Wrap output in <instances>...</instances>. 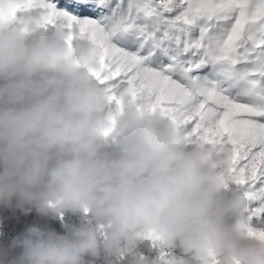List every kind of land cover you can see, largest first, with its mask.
<instances>
[{"label": "clouds", "instance_id": "9594fccd", "mask_svg": "<svg viewBox=\"0 0 264 264\" xmlns=\"http://www.w3.org/2000/svg\"><path fill=\"white\" fill-rule=\"evenodd\" d=\"M22 7L0 0V206L81 223L26 227L0 264H264V221L249 217L230 150L127 89L117 109L91 75L99 50Z\"/></svg>", "mask_w": 264, "mask_h": 264}, {"label": "snow or ice", "instance_id": "6c2138e0", "mask_svg": "<svg viewBox=\"0 0 264 264\" xmlns=\"http://www.w3.org/2000/svg\"><path fill=\"white\" fill-rule=\"evenodd\" d=\"M20 11L99 50L91 75L117 109L127 89L230 150L233 183L253 194L249 217L264 221V0H24Z\"/></svg>", "mask_w": 264, "mask_h": 264}, {"label": "rangeland", "instance_id": "374dc122", "mask_svg": "<svg viewBox=\"0 0 264 264\" xmlns=\"http://www.w3.org/2000/svg\"><path fill=\"white\" fill-rule=\"evenodd\" d=\"M57 3H60L61 6H64L67 3V0H57ZM82 14H86V10H81ZM13 201V205H14ZM81 219L79 214L65 213L63 217V226L60 219H53L50 217H41L38 216L35 210L29 212L25 215L19 209L14 206L3 207L0 206V247H7L11 244V241L21 234L26 227L31 225H39L45 228L54 229L57 233H65L72 226H79ZM144 254L154 257L157 255L155 249L145 248L142 249ZM20 252V249H13L12 256H17ZM169 256H179L180 252L178 249L169 250ZM115 261V264H122V259L118 257H110ZM96 264H104V259L101 257L96 261Z\"/></svg>", "mask_w": 264, "mask_h": 264}]
</instances>
